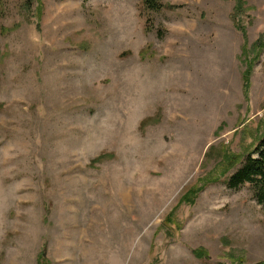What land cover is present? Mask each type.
<instances>
[{
	"label": "rangeland",
	"instance_id": "rangeland-1",
	"mask_svg": "<svg viewBox=\"0 0 264 264\" xmlns=\"http://www.w3.org/2000/svg\"><path fill=\"white\" fill-rule=\"evenodd\" d=\"M154 1L0 0V264L264 263V0Z\"/></svg>",
	"mask_w": 264,
	"mask_h": 264
},
{
	"label": "trees",
	"instance_id": "trees-1",
	"mask_svg": "<svg viewBox=\"0 0 264 264\" xmlns=\"http://www.w3.org/2000/svg\"><path fill=\"white\" fill-rule=\"evenodd\" d=\"M35 0H25L23 8L28 10L32 7V4ZM240 2V0H236ZM144 5L146 9L152 11H158L165 7L171 8V6H164L154 0H144ZM234 22L235 27L241 30V25L239 24L240 20L238 15H241V9L237 10L234 8ZM259 44H255V47ZM245 86H247L248 78L246 75L243 77ZM257 138L243 156H235L229 154L224 148L219 149L221 155V161L217 167L219 172V177L226 176L229 170L230 172L225 181V185L230 190H239L243 187H248L252 192L254 199L257 204L264 207V127L261 130H256ZM214 181L218 180V177L213 179ZM195 187L192 186L187 190L186 193L180 198L181 202L192 203L193 197L196 194ZM197 257H201L202 251L195 252ZM38 264H47L45 259L44 250L39 253L37 256ZM264 264V263H258Z\"/></svg>",
	"mask_w": 264,
	"mask_h": 264
}]
</instances>
